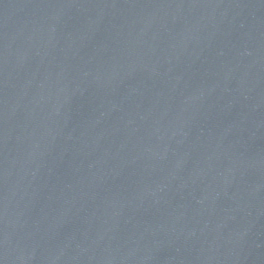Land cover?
Segmentation results:
<instances>
[{"label": "water", "instance_id": "obj_1", "mask_svg": "<svg viewBox=\"0 0 264 264\" xmlns=\"http://www.w3.org/2000/svg\"><path fill=\"white\" fill-rule=\"evenodd\" d=\"M0 264H264V0H0Z\"/></svg>", "mask_w": 264, "mask_h": 264}]
</instances>
